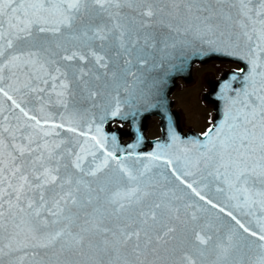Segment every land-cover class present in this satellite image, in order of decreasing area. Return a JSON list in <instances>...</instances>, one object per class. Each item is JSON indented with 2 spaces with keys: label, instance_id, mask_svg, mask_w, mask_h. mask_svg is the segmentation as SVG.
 <instances>
[{
  "label": "snow or ice",
  "instance_id": "obj_1",
  "mask_svg": "<svg viewBox=\"0 0 264 264\" xmlns=\"http://www.w3.org/2000/svg\"><path fill=\"white\" fill-rule=\"evenodd\" d=\"M176 37L243 62L223 118L144 156L109 145L121 82ZM0 264H264V0H0Z\"/></svg>",
  "mask_w": 264,
  "mask_h": 264
},
{
  "label": "water",
  "instance_id": "obj_2",
  "mask_svg": "<svg viewBox=\"0 0 264 264\" xmlns=\"http://www.w3.org/2000/svg\"><path fill=\"white\" fill-rule=\"evenodd\" d=\"M190 42L185 43L184 37H176L174 46L173 41L168 42V46L165 47L163 44L158 45L155 49L149 50V55L146 56V63L140 64L136 63L131 71L134 73V75H126L125 80L123 81V84H121L119 88L120 90L127 93L128 97L131 96V98L138 102V115L142 116L143 113L146 111V114L150 113L153 106H155V100L160 102V99H157L160 97V94H157L158 90H162L164 87L165 93H164V100L166 104H170L168 100V96L172 90V81L166 80V75L168 71V62L169 59H172V53H174L177 57V68L174 70V73L176 76H183L185 72L188 71L191 64L195 61H201L206 62L207 60L211 58L220 59V60H229L236 63H239L241 66H243V62L237 61L234 57L224 55L223 53L213 51L210 47L207 45L201 44L199 40H195L192 37L187 38ZM175 76V77H176ZM225 80H231V75H228L222 80V84ZM144 83V85L147 87L145 89L141 90V84ZM217 93L216 100L218 102V114L219 119L216 121V123H219L220 120L223 118V112H224V101L220 98L221 93V87ZM239 82H234V87H239ZM116 95L115 92L112 93V96L114 97ZM107 99H111L110 97ZM107 99L105 102H107ZM113 104V100H112ZM114 105V104H113ZM149 105V110H145V107ZM145 110V111H144ZM217 110V109H216ZM96 117L97 122L99 123V117L103 115V112L101 109H96ZM159 112L157 109H155L153 112L150 113L155 115ZM118 118H121L120 116L112 117L111 115L107 116L103 123L101 124L104 134L108 137V143L109 145H112V136H116V143L121 149H125L127 145L134 144L136 147L134 149H127L128 151H134L136 154H139L141 156L146 155L147 153L153 152L156 150L157 144H169L171 143L170 135L174 131L179 137V128L178 124L176 123V120L172 121V129L170 131H164L163 130V138L154 140V141H146L143 137L142 139H136L133 141V143H128L127 145L123 146L120 143V138L122 136H128V133H122L119 130H111L110 124L112 121L117 120ZM127 118V117H126ZM200 140H203V138H199ZM186 140H193V139H186ZM150 144L151 150L147 151L146 146ZM120 155L125 154L124 152H120ZM199 181V177L196 178ZM174 180V178H173ZM190 182V181H189ZM176 184L179 182L176 181ZM198 190H201L202 194L206 197V199H210L213 202L217 203L221 207H226V211H234L232 208L227 207L229 204L228 200L226 199L225 194H221L217 192L216 183L212 182L210 179L207 181L199 182L197 185H195ZM181 188H184V192L187 193V196L184 197V202L191 203L192 201H198L199 204L204 205L205 208L209 209L208 213H205V215L208 219L213 220L214 222H217L219 225L222 226L223 230H227V228L230 225H233L235 222L231 220L230 217L225 215L224 213H220L218 208H211V205H205L204 201H200L199 197L195 196L194 193L191 192L190 189L185 188L184 185H180ZM178 195H183V193H178ZM234 214L238 216L243 222L248 224L249 227H256L255 224V217L251 216H242L238 212L234 211ZM217 217L220 219L217 221ZM249 221L252 223L249 224Z\"/></svg>",
  "mask_w": 264,
  "mask_h": 264
},
{
  "label": "rangeland",
  "instance_id": "obj_3",
  "mask_svg": "<svg viewBox=\"0 0 264 264\" xmlns=\"http://www.w3.org/2000/svg\"><path fill=\"white\" fill-rule=\"evenodd\" d=\"M209 70L210 69H206V71H209ZM187 91H189V90L186 89L184 92H180L178 95H181L182 97L186 96ZM189 92L191 93L192 91H189ZM191 94L193 95V93H191ZM191 101H192L193 106H194V103H195V97L194 96H192ZM180 103L182 105H186L187 102H186V100H184L183 102L180 101ZM181 110L184 112L183 109H181ZM192 113H197L199 116V119L202 121H209V118H210L209 110L206 106L202 105L201 103H199L197 110H191V111L188 110V114L186 116H188L189 114H192ZM152 133L155 134L156 130H153Z\"/></svg>",
  "mask_w": 264,
  "mask_h": 264
}]
</instances>
